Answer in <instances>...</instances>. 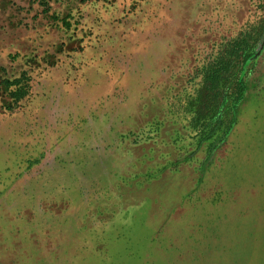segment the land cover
<instances>
[{
	"label": "rangeland",
	"instance_id": "1",
	"mask_svg": "<svg viewBox=\"0 0 264 264\" xmlns=\"http://www.w3.org/2000/svg\"><path fill=\"white\" fill-rule=\"evenodd\" d=\"M260 22L264 0H0V264H264V48L234 111L189 106Z\"/></svg>",
	"mask_w": 264,
	"mask_h": 264
},
{
	"label": "trees",
	"instance_id": "2",
	"mask_svg": "<svg viewBox=\"0 0 264 264\" xmlns=\"http://www.w3.org/2000/svg\"><path fill=\"white\" fill-rule=\"evenodd\" d=\"M263 48L264 22L242 29L238 40L231 44L227 62H222L219 69L208 71L202 80L200 89L189 104L194 116H225L228 111H234L244 98L245 68L250 60L259 56ZM232 69L236 72H231ZM221 79L228 84H221ZM19 81H6V84L14 85Z\"/></svg>",
	"mask_w": 264,
	"mask_h": 264
}]
</instances>
